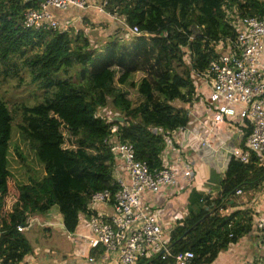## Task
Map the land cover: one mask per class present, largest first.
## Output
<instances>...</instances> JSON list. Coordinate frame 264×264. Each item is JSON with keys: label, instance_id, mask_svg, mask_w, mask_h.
I'll return each instance as SVG.
<instances>
[{"label": "trees", "instance_id": "16d2710c", "mask_svg": "<svg viewBox=\"0 0 264 264\" xmlns=\"http://www.w3.org/2000/svg\"><path fill=\"white\" fill-rule=\"evenodd\" d=\"M102 2L106 13L137 27L139 34L124 38V32L117 31L94 48L83 30L64 25L56 30L24 28L23 13L38 8V1L0 0V91L2 83L22 81L26 74L43 93L42 102L18 110L19 140L43 171L40 177L27 175L25 181L10 169L13 117L0 97V264H22L33 254L25 230H17L32 216L56 206L64 229L72 234L93 193H116L114 157L107 143L113 125L118 127V142L133 146L136 160L146 162L150 171L162 169L164 137L189 122L186 109L173 103L197 99L194 73L205 71L217 57L211 42L235 36L226 12L236 8L240 17L264 12V0ZM137 73L144 75L139 81L134 80ZM124 87L135 89L143 101L133 107ZM106 107L114 115L111 120L99 114ZM62 128L73 148L65 147ZM245 132L248 135L250 128ZM15 152L25 162L19 148ZM214 180L216 195H198L196 211L190 209L171 231L173 257L189 251L192 264L211 263L251 230L247 210H223L236 205L237 190L264 187V166L257 156L249 164L231 158ZM89 253L96 262L102 249ZM173 257L138 264H173Z\"/></svg>", "mask_w": 264, "mask_h": 264}, {"label": "built area", "instance_id": "2783aa9c", "mask_svg": "<svg viewBox=\"0 0 264 264\" xmlns=\"http://www.w3.org/2000/svg\"><path fill=\"white\" fill-rule=\"evenodd\" d=\"M29 1L5 0L7 3ZM36 1L39 2L38 8H30L23 13L24 28L56 30L59 23L50 12L51 8L66 11L70 7H88L86 0ZM105 4L102 2L98 7L100 12H105ZM226 13L231 19L235 36L211 42L217 57L205 71L194 73L196 98H201L198 93L200 85H207L209 94L205 97V103L212 112L214 123L224 124L237 118L236 122H240L244 131L250 128L248 135L246 132L244 134L243 143L231 147L229 161L233 158L242 164H249L255 155L264 166V12L257 17H240L236 8ZM110 16L120 21L124 38L139 34L137 27L130 28L123 19ZM185 128L179 127L175 131L183 132ZM117 131V125H113L107 140L114 157L112 176L117 191L112 194L110 190H103L91 195L85 213L79 217V221L87 222L89 236L67 233L66 237L77 248L86 243L88 253L78 249L79 257L86 264H138L140 260L173 257L169 246L171 231L162 229L154 207L142 202L141 198L145 192L157 193L162 188L175 187L177 172L169 165L150 171L146 162L135 159L130 143L118 142ZM170 134L164 137L165 148L178 154L181 144ZM201 146L211 149L210 143L205 141ZM116 161L122 162L127 180L118 176ZM229 161L225 163L226 167ZM189 174L185 173L186 176ZM260 191L264 198V187ZM242 193L237 190L235 195L241 196ZM34 221L29 219L26 226H19L17 230L32 227ZM255 227L264 238V220L257 221ZM98 248L102 249V253L95 262L89 252ZM173 258V264H192L193 254L186 251Z\"/></svg>", "mask_w": 264, "mask_h": 264}, {"label": "crops", "instance_id": "0c3cea01", "mask_svg": "<svg viewBox=\"0 0 264 264\" xmlns=\"http://www.w3.org/2000/svg\"><path fill=\"white\" fill-rule=\"evenodd\" d=\"M86 1L88 7L85 9L70 7L61 12L51 8L50 12L54 14L53 16L58 21L59 26L64 25L75 30H83L91 45L97 48L108 37L117 31L123 32V30L118 19L99 11L98 7L101 0ZM262 64L264 65V51ZM135 76L136 79L139 77L141 79L144 75L137 73ZM198 93L201 98L193 99L189 104L173 103L177 108L186 109L189 116L185 131H174L170 134L171 138L181 144V151L177 154L165 148L162 153L163 165H169L177 172L176 186L162 188L157 193L145 192L141 198L142 202H148L154 207L164 231H172L178 222L189 216L190 209L196 211L199 205L196 203L198 195L201 198L205 194L206 196L216 195L217 180L213 181V179L225 172V163L229 161L231 147L241 145L244 141L245 131L240 122H236L237 118L235 121L227 120L224 124L216 125L214 123L212 112L205 103V97L209 94V87L201 84ZM132 106L137 105L132 103ZM203 141L210 143L211 149L202 147L201 143ZM115 163L118 176L126 179L127 175L122 162L116 161ZM186 172H190L189 176L185 175ZM208 191H211V193H208ZM236 197V205L226 207L223 212L230 214L238 210H247L252 217L251 230L241 236L235 244L222 250L213 262L207 264L264 263V238L255 227L257 221L264 220V198L260 190L243 192L242 196ZM200 205H203V203L200 202ZM48 215H45V219ZM36 218L43 222L42 225L45 229L49 230L54 226L64 229L60 214H54L52 220L45 221L40 218V215L31 217V219L38 221ZM64 231L66 232L65 229ZM74 233L89 236L87 222L79 221ZM78 249L88 253V247L84 242L77 248V251ZM79 259H73L71 262L86 264L84 261L81 263ZM52 261H54V258L50 253L43 256L33 253L22 264H51Z\"/></svg>", "mask_w": 264, "mask_h": 264}, {"label": "rangeland", "instance_id": "374dc122", "mask_svg": "<svg viewBox=\"0 0 264 264\" xmlns=\"http://www.w3.org/2000/svg\"><path fill=\"white\" fill-rule=\"evenodd\" d=\"M185 60L188 63L189 57L186 54ZM74 75V73H73ZM74 78L75 75H74ZM140 80V77L136 79ZM129 93V98L131 99L133 105H138L141 103L142 97L138 95L137 91L132 88L124 87ZM43 93L38 89V86L31 82L28 75L23 74V80H9L1 85L0 97L7 103L12 117V143L10 147L9 163L10 169L16 178L20 181H25L27 175L42 176V167L38 165L34 153L29 149L27 144H24L19 140L16 124L21 120L19 107L22 105L33 106L37 103L43 101ZM100 116L111 120L113 118V113L109 107L104 108L99 112ZM62 132L66 139L65 147L73 148L71 145L70 135L67 131L62 128ZM15 148H19L22 155L25 157V162L21 161L15 152ZM242 196V195H241ZM49 214L46 219L45 215ZM54 214H60L56 206L52 207L47 213L40 215L42 220H52ZM61 216V215H60ZM33 222V226L25 229L24 235L28 239L33 253L38 256H43L44 254L50 253L54 258L51 264H77V262H71L73 259H79V254L77 247L66 237V232L61 227H51L49 230L45 229L42 225L43 222L39 221ZM83 263L84 259H79Z\"/></svg>", "mask_w": 264, "mask_h": 264}]
</instances>
